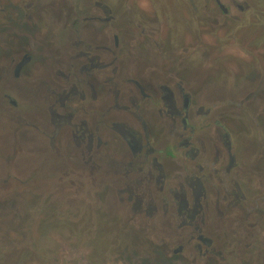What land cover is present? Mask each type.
<instances>
[{"label":"flooded vegetation","instance_id":"flooded-vegetation-1","mask_svg":"<svg viewBox=\"0 0 264 264\" xmlns=\"http://www.w3.org/2000/svg\"><path fill=\"white\" fill-rule=\"evenodd\" d=\"M1 126L68 264H264V0H0Z\"/></svg>","mask_w":264,"mask_h":264},{"label":"rangeland","instance_id":"rangeland-1","mask_svg":"<svg viewBox=\"0 0 264 264\" xmlns=\"http://www.w3.org/2000/svg\"><path fill=\"white\" fill-rule=\"evenodd\" d=\"M169 4L171 9L175 8L173 2ZM2 132L4 128L1 126L0 136ZM39 166L41 170H45L44 163H39ZM42 191V188L0 184V264H68L65 261L68 259L66 250L69 246L65 247V251H58L57 243L60 238L44 236L46 232L61 226L56 220L49 218L52 206H59V199L53 196L50 200L52 206L45 207L42 204L46 201L44 197L41 198L44 193ZM101 205L94 201L92 210L96 211ZM42 208L43 213L39 214ZM79 239L82 248L76 249L78 259L86 260L89 264H105L104 254L109 250L112 239L109 229L103 224V218L96 217L91 232ZM127 244L120 252L114 253V261L107 264H143L145 260L154 264L147 257V251L133 246L131 242Z\"/></svg>","mask_w":264,"mask_h":264}]
</instances>
